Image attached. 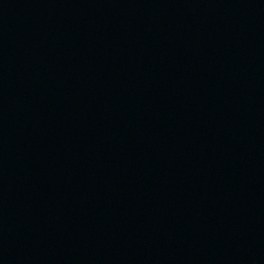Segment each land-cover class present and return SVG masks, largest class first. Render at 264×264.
<instances>
[{"label": "water", "instance_id": "95a60500", "mask_svg": "<svg viewBox=\"0 0 264 264\" xmlns=\"http://www.w3.org/2000/svg\"><path fill=\"white\" fill-rule=\"evenodd\" d=\"M0 264H264V0H0Z\"/></svg>", "mask_w": 264, "mask_h": 264}]
</instances>
